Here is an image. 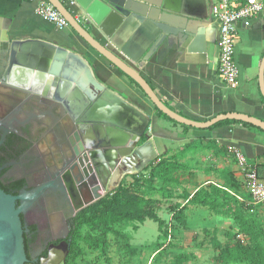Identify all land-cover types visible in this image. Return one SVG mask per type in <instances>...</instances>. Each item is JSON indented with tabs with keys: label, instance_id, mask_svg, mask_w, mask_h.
<instances>
[{
	"label": "crops",
	"instance_id": "1",
	"mask_svg": "<svg viewBox=\"0 0 264 264\" xmlns=\"http://www.w3.org/2000/svg\"><path fill=\"white\" fill-rule=\"evenodd\" d=\"M60 1L95 40L134 68L160 101L180 116L205 122L219 114L240 113L264 122V96L258 83L259 67L264 56V10L251 27L238 29L235 51L239 80L237 87L231 89L225 86L217 73L219 26L218 22L207 17L208 0H205L203 6L202 0L189 4L188 14L162 11L159 8L162 0H103L102 3L117 17L113 21L117 23L118 18L124 20L120 27L117 25V32L111 39L100 29L103 21L97 25L93 17H84L70 0ZM146 1L158 5L152 6L154 21L141 24L134 13L142 11L143 4L152 8ZM36 4L34 0H0V37L9 41L53 44L82 58L99 83L147 117L145 136L151 145L147 150L142 149L144 156L141 157L146 159L153 155L148 163L153 160L159 162V158L169 157L179 149L187 155L193 152L212 150L221 153L229 150L238 153L242 159L235 168L238 178L243 180L245 172L254 170L258 178L264 179V134L257 128L233 121L212 129H195L163 119L127 76L95 52L70 26L57 29L39 17L35 12ZM145 13H149L148 8ZM98 14L101 15V9ZM159 19H164L165 28L173 32L178 28L191 29L193 37L183 45L180 36L169 35L160 44L163 35L155 26ZM40 47L27 45L22 52L15 50V54L21 55V65L15 67V74H19L16 78L28 75L30 78L31 73L35 75L38 68L49 66L34 54L43 51ZM39 75L44 77L41 80L46 79L43 85H47L48 78L44 73ZM67 83L75 86L74 83ZM63 93L61 99L70 100L71 103L81 97L72 91ZM142 138L137 146H145L147 140L141 143ZM186 179L187 176L182 178ZM188 181H191L190 178Z\"/></svg>",
	"mask_w": 264,
	"mask_h": 264
},
{
	"label": "water",
	"instance_id": "2",
	"mask_svg": "<svg viewBox=\"0 0 264 264\" xmlns=\"http://www.w3.org/2000/svg\"><path fill=\"white\" fill-rule=\"evenodd\" d=\"M46 1L59 12L68 23V26L85 43L132 80L151 104L172 121L195 129H207L219 122L232 120L251 125L264 132L263 121L245 114H219L208 121L198 122L186 119L170 110L160 101L149 84L134 68L113 54L108 47L102 46L78 23L62 1ZM70 1L77 6L84 17H86L85 15L93 17L97 25L103 21L100 29L109 39L117 32V25L120 27L124 24V20L121 18H118L117 23L113 21L117 17H114V13L102 3L103 0ZM194 1L196 0H162L159 8L162 11L176 14H188L189 8L187 6ZM205 2V0L201 1L202 6ZM146 3L150 4L151 7L158 5L148 1ZM153 7L149 8V6L143 4L142 11L134 13L137 17L136 20L141 24L154 21L152 18L154 13L151 11L154 9ZM99 8L101 9V15L98 14L100 12ZM147 8L149 10L148 14L145 13ZM118 12L122 14L121 11ZM202 19H205V16H202ZM165 25L166 21L164 19H159V23L155 24L163 35L160 44L169 35L180 36L183 45L193 37V31L189 28H178L173 32L167 30ZM113 43L116 44L115 41ZM27 45L41 46L40 48L43 51L39 50L40 52L37 51L34 54L49 66L38 68L35 75L31 73L32 78H29V75L16 78L19 74H15L17 73L15 69L18 68L16 66L21 65L19 64L21 55L15 54V50L22 52ZM45 68H47L46 72L43 71ZM40 73H44V76L48 78L47 85H43V81L46 79L41 80L44 77H41ZM263 73L264 56L258 74L260 92L264 96ZM67 76H70V78H67ZM66 81L74 83L75 86H69ZM0 84L12 89L15 93H21L25 99L27 98L26 100L30 99L44 103L47 109L51 110V108L57 106L60 108L61 115L66 117L64 125L66 130L61 132L60 136L57 135V138L62 142L69 137L70 132L74 131V141L69 137L72 142V150L66 151L65 147L59 148L60 152L56 156L57 173L55 174L57 180L67 187L72 185L78 191L85 189L90 192V200L84 203L81 209L101 199L126 174H130L134 170L138 171L146 166L150 157L153 156L150 154L151 156L146 159L141 157V155L144 156L143 150H147L151 145L150 140L145 142V146H137L140 138L145 136L148 129L147 117L131 103L124 101L99 83L82 58L63 48L43 42L9 41L7 38L0 37ZM52 88L54 90H51ZM71 91L81 95V97L75 99L77 103L61 99V96H64L63 92ZM65 113L71 115V118ZM46 140L48 144L53 143L51 135L46 136ZM43 188L32 192L27 202L20 207L17 206V203L22 201L20 196L7 194L0 188V264L29 263L24 244V235L28 233V230L21 221V214L41 195ZM50 258L53 259L51 255Z\"/></svg>",
	"mask_w": 264,
	"mask_h": 264
},
{
	"label": "rangeland",
	"instance_id": "3",
	"mask_svg": "<svg viewBox=\"0 0 264 264\" xmlns=\"http://www.w3.org/2000/svg\"><path fill=\"white\" fill-rule=\"evenodd\" d=\"M146 140L147 137L144 136L141 143ZM181 150L158 159L162 161H159L161 165L174 163L180 166V170L171 176V179L176 180L175 183L162 184L160 180H154L150 184L146 182L149 185H140L143 196L158 200L151 209L162 221L160 228L149 220L142 224L118 227L124 239L109 234L105 254L87 250L79 243L83 253L73 262L68 260L66 264H249L223 262L219 257V253L226 247H238L235 236L244 233L237 222L187 201L201 189L210 191L215 188L224 192L231 201L221 197L220 204L228 203L232 209L237 207L264 248V206L252 203L243 185L244 179L237 176L235 168L239 165L238 153L229 150L217 153L210 150L211 152H193L187 155ZM159 162L153 160L147 166ZM147 166L123 176L104 196L114 191L122 181L133 182L130 179L132 176L140 174L143 180H147ZM185 176L191 181L182 180ZM234 183L238 187H233ZM147 186L152 188L151 191L147 190ZM85 199L90 200L87 196ZM164 230L167 231L166 235L163 234ZM86 232L83 229L82 234ZM124 245H128L131 252Z\"/></svg>",
	"mask_w": 264,
	"mask_h": 264
},
{
	"label": "flooded vegetation",
	"instance_id": "4",
	"mask_svg": "<svg viewBox=\"0 0 264 264\" xmlns=\"http://www.w3.org/2000/svg\"><path fill=\"white\" fill-rule=\"evenodd\" d=\"M4 86L0 84V188L20 196V207L32 192L44 187L21 214L28 230L24 235L28 264H66L75 218L86 208L81 209L88 202L85 197L90 198L89 191L67 187L55 174L56 156L63 147L72 150L69 139L74 141V131L60 142L57 135L66 130V117L60 108L47 109L44 103L26 100L21 93ZM47 135L52 136V144H48Z\"/></svg>",
	"mask_w": 264,
	"mask_h": 264
},
{
	"label": "trees",
	"instance_id": "5",
	"mask_svg": "<svg viewBox=\"0 0 264 264\" xmlns=\"http://www.w3.org/2000/svg\"><path fill=\"white\" fill-rule=\"evenodd\" d=\"M131 82L139 88L132 80ZM155 111L163 119L173 122L156 108ZM228 122L233 121H222L209 129ZM257 130L264 134L263 131ZM161 162L145 168L149 172L147 180H143L140 174L132 176L130 179L133 182L128 183L122 181L114 191L87 206L77 214L68 260L73 262L83 253V250L78 245L79 243H82L87 250L99 251L101 254H105L108 249L107 237L109 234L116 236L118 239H124L122 233L117 229L118 227L129 224H142L147 220L155 222L159 228L162 226V221L151 209V206L156 204L157 202L155 201L158 200L146 198L140 193V185H149L154 180H160L162 184L175 183L176 180L171 179V176L180 170V166L174 165V163L161 165ZM146 182L149 184H146ZM147 187V190L152 189L150 186ZM233 187H238V184L234 183ZM221 197H225V199L231 201V198H227L224 192H220L215 188L210 191L201 189L187 200L194 204V206L206 207L217 215L232 218L245 234H236L235 240L238 247H226L219 253L220 259L223 262L233 261L248 262L249 264H264V248L258 241L257 236L251 230L250 226L247 225L245 219L242 218L237 207L232 209L228 203L220 204L219 200ZM83 229L87 231L85 234H82ZM166 233L167 231L164 230L163 234L166 235ZM238 235L243 236L246 239V243L242 244L237 239ZM251 240L253 246H251ZM124 246L127 251H130L128 245Z\"/></svg>",
	"mask_w": 264,
	"mask_h": 264
},
{
	"label": "built area",
	"instance_id": "6",
	"mask_svg": "<svg viewBox=\"0 0 264 264\" xmlns=\"http://www.w3.org/2000/svg\"><path fill=\"white\" fill-rule=\"evenodd\" d=\"M36 14L55 28L62 29L68 26L66 20L46 0H34ZM207 17L218 22V63L217 73L228 88L234 89L238 85L239 67L236 59L235 37L238 29L249 28L264 10V0H208ZM238 160L242 162L241 156ZM244 186L253 204H264V179L257 177L254 170L244 173ZM242 244L246 239L238 235Z\"/></svg>",
	"mask_w": 264,
	"mask_h": 264
}]
</instances>
